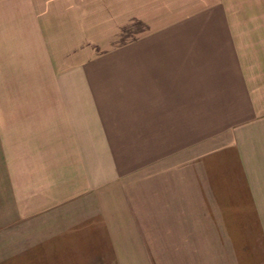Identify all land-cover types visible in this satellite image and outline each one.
<instances>
[{
	"label": "crops",
	"instance_id": "0c3cea01",
	"mask_svg": "<svg viewBox=\"0 0 264 264\" xmlns=\"http://www.w3.org/2000/svg\"><path fill=\"white\" fill-rule=\"evenodd\" d=\"M217 6L0 0V264L240 260L264 55Z\"/></svg>",
	"mask_w": 264,
	"mask_h": 264
},
{
	"label": "rangeland",
	"instance_id": "374dc122",
	"mask_svg": "<svg viewBox=\"0 0 264 264\" xmlns=\"http://www.w3.org/2000/svg\"><path fill=\"white\" fill-rule=\"evenodd\" d=\"M223 7L224 10H221L220 6L214 8L210 7L209 15L211 17L208 21L209 26L232 29V25H234V28L237 30L238 39H241L244 44H252L253 41L258 42L260 45L258 48L262 50L261 56L264 55V0H224ZM223 16L224 21L222 20ZM83 55L84 53H82V56ZM85 55H87V53H85ZM260 61H264V56L263 60H257L259 65ZM261 65L264 66V63ZM253 84L259 99L260 109L263 110L264 113V75L256 76ZM261 122V124L258 123L260 127L258 130L262 132L264 139V114ZM251 137L254 138V135ZM258 139L262 140V137H258ZM258 151H261V148L260 150L258 149ZM259 169H261L259 171H264L262 166ZM260 200L264 201V198H260ZM258 216L264 221L263 213H258ZM261 223L260 225H263V228H261L262 226L256 225V229H252L250 233L247 232L242 238L241 243L235 246V248L240 250V252H238L240 260L235 261L232 255L234 253L232 252V246H226L225 260L221 262L222 264H264V222ZM127 248L128 246L124 248V252L127 251ZM133 259L134 260L130 259L126 261L125 264H173L170 260L151 262L144 258L143 261L138 263L139 260ZM203 262L204 261L197 260L194 261L193 264H203ZM86 264L89 263L86 262ZM205 264H216V262L209 259Z\"/></svg>",
	"mask_w": 264,
	"mask_h": 264
}]
</instances>
